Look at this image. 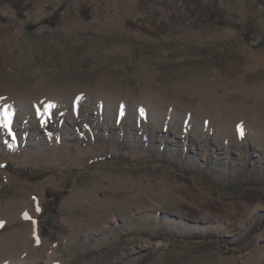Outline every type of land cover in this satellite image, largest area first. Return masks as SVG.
Wrapping results in <instances>:
<instances>
[{"label": "rangeland", "instance_id": "rangeland-1", "mask_svg": "<svg viewBox=\"0 0 264 264\" xmlns=\"http://www.w3.org/2000/svg\"><path fill=\"white\" fill-rule=\"evenodd\" d=\"M185 3L0 10V264H264V44Z\"/></svg>", "mask_w": 264, "mask_h": 264}, {"label": "trees", "instance_id": "trees-1", "mask_svg": "<svg viewBox=\"0 0 264 264\" xmlns=\"http://www.w3.org/2000/svg\"><path fill=\"white\" fill-rule=\"evenodd\" d=\"M29 0H0V10L5 5H11L19 13H24L26 10V3ZM186 6L192 9V13L197 16V22H203L214 29H226L227 27H233L237 30L238 34L241 35L242 39L252 45L264 44L263 41H258V38L263 36L264 32L261 27L254 21L249 20L246 22H239L231 20L227 13V10L220 3L219 0H208V4L204 5L202 0H186ZM84 15H90V8L84 10ZM131 23V24H130ZM132 25V26H131ZM137 27L147 39L150 40H163L169 33V26L167 22L158 20L157 15L153 18H139L137 22L130 21L128 27ZM258 41V43H256ZM12 171L26 174L31 172L30 169H18L11 165H6ZM39 174H44V171H37Z\"/></svg>", "mask_w": 264, "mask_h": 264}]
</instances>
